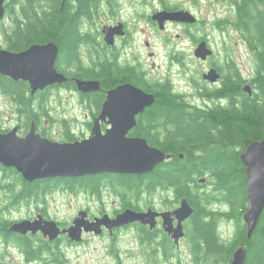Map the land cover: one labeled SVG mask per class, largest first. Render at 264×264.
I'll return each mask as SVG.
<instances>
[{"label": "flooded vegetation", "instance_id": "1", "mask_svg": "<svg viewBox=\"0 0 264 264\" xmlns=\"http://www.w3.org/2000/svg\"><path fill=\"white\" fill-rule=\"evenodd\" d=\"M57 9L64 11L71 17L76 27V45L69 50L67 58L60 60L59 46L54 60V68L65 76L62 83H54L37 89L33 93L28 81L14 80L7 75L0 74V97L8 98L14 102L13 118L7 123H0V132L8 133L15 130L19 137L26 136L31 130L34 134L46 139L48 142H75L89 138L95 127L99 135L107 133L116 124H127L112 119L111 114H103V103L107 91L123 84H130L145 93L154 94L153 88L167 81L172 90L184 94H192L194 102L187 99L191 106L208 108L212 105L227 106L231 97L227 96L229 81L232 79L233 68L242 79H248L250 74L239 71L232 59L224 58L217 63L211 59L214 56L209 41L202 36V19L196 11L187 7L185 0H56ZM223 3L215 12L213 25L220 30L231 28L240 33V38L250 49L247 32L234 26L238 10L249 8V0H215ZM3 12L0 15V48L10 52L26 50L32 44H45L47 42H27L24 37V24H19L21 14L19 7L12 0H3ZM261 3H252V11ZM189 11L194 17V22H181L169 19L168 12ZM260 10V9H259ZM166 12V13H164ZM169 26L179 30L177 38L192 40L195 47L205 41L211 49V54L205 59L195 56L192 58L205 62V71L196 70L193 92L178 91L174 88L169 76L154 77L148 58H153L152 41L154 33L167 32ZM28 27V26H26ZM34 28L40 29V25ZM104 29L112 31L110 42L106 40ZM198 33V35H196ZM71 36L74 34L71 33ZM19 42L24 45L16 46ZM191 49V48H190ZM179 49L169 53L170 63L176 62L183 65L179 58ZM180 54H182L180 52ZM213 55V56H212ZM191 56V55H189ZM255 67V66H254ZM215 69L218 78L211 82L204 74ZM250 76V77H249ZM96 80L99 89L83 93L77 89L76 80ZM20 83L23 91L29 97L27 107L16 103L10 93V88L5 87L1 81ZM105 81L107 83H105ZM226 92V96L208 98L213 92ZM61 91L76 93V99L85 110L86 119L80 121L70 119H57L53 114V106L49 98ZM100 97L96 102L90 100L91 94L96 92ZM186 100V98H185ZM153 105V104H152ZM147 106L135 115V123L126 132L128 138L136 137L145 139L152 145L148 137L153 133L158 139L167 137L166 129H160L162 121L148 119L152 114ZM120 116V115H116ZM97 119V121H96ZM154 127H157L156 129ZM158 148V147H157ZM167 153V152H166ZM170 157L164 162L171 159ZM181 156V155H180ZM161 162L150 172L144 174L125 172L91 173L82 176H50L26 179L23 174L12 166L0 164V264H74L69 255L74 249H83L84 253H98L101 258L95 259L94 264H124L123 257H134L138 254L145 256L144 262L150 260L154 263L156 257L162 263L168 261L171 250H179L180 243L187 233L188 217L182 222L184 235L177 241L172 236L178 225L177 218L172 213L183 197L176 198L173 191L161 181L155 182L152 178L157 168L164 164ZM164 171V169H163ZM141 185L137 183L138 177ZM147 176V177H145ZM151 178L149 181L146 180ZM149 182V183H148ZM165 193V196L163 195ZM58 196L64 198L65 205L73 206L79 203L71 217H59L56 211ZM157 197H160L159 199ZM158 202H156V200ZM192 206V205H191ZM54 207V208H53ZM129 209L135 212H154L152 223L132 221L121 225H112L100 222L95 226L91 223L98 219L115 218L119 213ZM163 212H171L172 220L164 222ZM172 228L169 231V222ZM23 223L20 230L12 229L14 224ZM75 222V223H74ZM80 225L78 238H73L69 228ZM176 255V254H175ZM126 257V258H127ZM155 258V259H154ZM130 260L131 258H127ZM154 259V260H153ZM155 264H162L158 260ZM152 263V264H153ZM172 264H178L173 261Z\"/></svg>", "mask_w": 264, "mask_h": 264}, {"label": "trees", "instance_id": "2", "mask_svg": "<svg viewBox=\"0 0 264 264\" xmlns=\"http://www.w3.org/2000/svg\"><path fill=\"white\" fill-rule=\"evenodd\" d=\"M12 1L21 10L18 17L19 24L25 25V40L55 41L59 46L60 60H65L78 38L75 41L74 21L65 10L57 9V1ZM246 1L243 0L244 5ZM254 2L263 4V8L252 11ZM249 5L244 11L238 10L234 26L247 32L256 62L255 70L250 78L242 79L233 68L232 79L225 86V89L230 88L227 96L231 97L227 106H191L180 93L172 90L167 81L153 88L155 101L148 119L162 121L159 128L166 129L167 137L158 139L153 133L148 140L172 157L157 168L152 178L168 185L176 198H186L193 207L187 231L191 234L194 264H228L239 245H245L247 249L243 264H264V208L250 238L246 236L243 222L248 199L246 171L240 154L250 142L264 137V0H249ZM35 25L41 28L36 29ZM22 45L24 43L19 42L16 46ZM1 83L14 93L18 105L28 106L30 98L23 91L24 86L7 80ZM245 84L251 86V95L243 90ZM98 94L101 92L91 94L90 100L96 102L100 98ZM209 95L208 98H218L226 96V92H209ZM137 177L140 186L143 177ZM202 177L205 180L199 183ZM206 184L211 190L200 189ZM221 220L234 223V231L228 239L219 233Z\"/></svg>", "mask_w": 264, "mask_h": 264}, {"label": "water", "instance_id": "3", "mask_svg": "<svg viewBox=\"0 0 264 264\" xmlns=\"http://www.w3.org/2000/svg\"><path fill=\"white\" fill-rule=\"evenodd\" d=\"M3 0H0V15L3 12ZM166 13V12H164ZM169 19L181 22H194L195 17L189 11L168 12ZM106 40L110 42L112 31L104 29ZM195 56L205 59L211 54V49L205 41H201L195 51ZM57 54V47L53 42L32 44L29 48L19 52H10L0 48V74L7 75L14 80L28 81L33 93L45 86L62 83L65 76L58 73L53 64ZM211 82L218 78L215 69L204 74ZM77 89L83 93L99 89L96 80H76ZM243 90L249 95L251 86L245 84ZM152 93H145L130 84H123L107 91L103 103L102 113L111 114L113 120L126 122L116 124L107 133L99 135L95 127L93 134L84 140L75 142H48L31 130L26 136L19 137L15 130L8 133L0 132V164L12 166L20 171L26 179L50 176H82L91 173L125 172L144 174L155 166L167 160L170 155L161 149L150 146L145 139L128 138L126 132L135 123L134 117L145 107L154 103ZM120 115V116H116ZM97 121V119H96ZM240 159L246 171V195L248 207L243 213L246 226V236L250 238L264 208V137L250 142L240 154ZM204 177L198 180L203 183ZM177 218L178 225L174 229L173 237L177 241L184 235L182 222L193 214V207L186 198L180 200L179 206L172 212ZM154 212H135L129 209L119 213L115 218L98 219L91 223V228L97 232L95 226L100 222L121 225L132 221L150 222ZM171 212H163L165 220H172ZM75 223V222H74ZM23 223L14 224L12 229L20 230ZM169 231L172 228L169 222ZM80 225L73 226L67 231L78 238ZM246 246H237L228 264H243L246 257Z\"/></svg>", "mask_w": 264, "mask_h": 264}, {"label": "rangeland", "instance_id": "4", "mask_svg": "<svg viewBox=\"0 0 264 264\" xmlns=\"http://www.w3.org/2000/svg\"><path fill=\"white\" fill-rule=\"evenodd\" d=\"M184 4L187 7L194 9L202 19V36L209 41L214 52V56L212 55L213 57L211 59L216 60L217 63H221L224 58L228 57V59H232L234 61L239 71L245 74H250L251 70L253 68L255 69L254 66L256 65V62L254 61L253 54L240 38V33L232 29L231 25L227 27L226 30H220L213 25L215 12L223 3H216L215 0H185ZM177 32H179L177 28L169 26L167 32L154 33L151 49L154 56L153 58H148V63L150 65L154 62V66L152 68V74L154 77L169 76L170 79H172L176 90L180 92L186 90L192 93L194 88L193 79H196L197 77L196 70L201 69L202 71H205L206 63L203 61L199 62L192 58V50H194L197 45L193 47L192 40L190 41L189 39H183L181 37L177 38L175 35ZM196 35H198V33H196ZM177 49H179V58H181L184 62L182 66L177 65L176 62L170 63L168 59L169 53H172ZM180 52L182 54H180ZM75 95L76 93L74 92L61 91L49 98L53 109H57V111L53 112L57 119H78L80 121L86 119V116L84 115L85 110L80 106ZM184 96L186 100L190 99V101L194 102L192 94L191 96L184 94ZM13 103L14 102L10 101L8 98L0 97V123H7L8 120L14 117L12 114V111L15 110ZM200 189L208 191L211 190L209 184L200 187ZM165 193L166 192L163 194L164 196ZM157 198L159 199L160 197ZM63 199L64 198L58 196L56 211L59 217L69 218V216L71 217L73 211L76 210L79 203H75L71 207L65 205ZM155 200L158 202L157 199ZM218 230L223 238L228 239L234 231V223L221 220L219 222ZM190 236L191 234L188 230L184 240L180 243L179 250L170 251V253L172 252L174 255H169L170 259L166 261L167 264H172L171 262L173 261L178 264H194V255L191 251ZM90 247L91 250L88 253H84L83 249H74V252L69 254L73 258V263L94 264L93 261L95 259L101 258L98 253L90 254L92 246ZM126 257L127 256L125 255L123 257L124 264H146V262H144L145 256H142L141 254L134 257H127L131 258L130 260ZM156 260L162 263L158 257H156L155 261ZM155 261L153 263L152 260H150L148 264H155ZM199 261L200 257L198 259V262ZM162 264H165V262Z\"/></svg>", "mask_w": 264, "mask_h": 264}]
</instances>
